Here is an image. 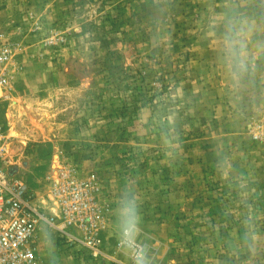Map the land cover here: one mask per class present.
<instances>
[{
    "label": "rangeland",
    "instance_id": "374dc122",
    "mask_svg": "<svg viewBox=\"0 0 264 264\" xmlns=\"http://www.w3.org/2000/svg\"><path fill=\"white\" fill-rule=\"evenodd\" d=\"M230 17L250 29L239 72L219 40ZM0 35L5 167L49 216L62 174L90 181L105 215L99 250L43 225L37 264H131L125 186L149 264H264V0H0Z\"/></svg>",
    "mask_w": 264,
    "mask_h": 264
},
{
    "label": "built area",
    "instance_id": "2783aa9c",
    "mask_svg": "<svg viewBox=\"0 0 264 264\" xmlns=\"http://www.w3.org/2000/svg\"><path fill=\"white\" fill-rule=\"evenodd\" d=\"M12 57V43L0 35V99L4 100L12 90ZM7 153V140L0 136V264H37V238L45 224L66 235L67 228L76 226L86 233V244L99 250L105 215L92 183L62 174L54 190L62 216H49L36 205L28 185L5 167L11 160Z\"/></svg>",
    "mask_w": 264,
    "mask_h": 264
},
{
    "label": "clouds",
    "instance_id": "9594fccd",
    "mask_svg": "<svg viewBox=\"0 0 264 264\" xmlns=\"http://www.w3.org/2000/svg\"><path fill=\"white\" fill-rule=\"evenodd\" d=\"M248 31L250 29L236 17L228 18L221 26V50L234 72L247 68L245 58L248 54ZM142 223L138 197L133 190L125 186L116 208L115 237L117 246L130 259L131 264H149L148 252L140 242ZM49 241L54 246L50 236Z\"/></svg>",
    "mask_w": 264,
    "mask_h": 264
},
{
    "label": "bare ground",
    "instance_id": "6f19581e",
    "mask_svg": "<svg viewBox=\"0 0 264 264\" xmlns=\"http://www.w3.org/2000/svg\"><path fill=\"white\" fill-rule=\"evenodd\" d=\"M22 110L25 111L26 108L22 107ZM22 114H23V113H22ZM24 114H25V113H24ZM14 115H15V114H13V113L10 112V113H9V119H12V120H13V118L15 117ZM14 134L16 135L15 132H14ZM16 136H17V135H16Z\"/></svg>",
    "mask_w": 264,
    "mask_h": 264
}]
</instances>
